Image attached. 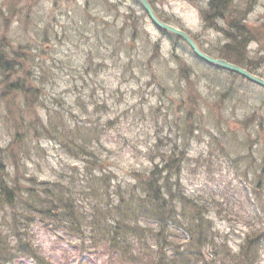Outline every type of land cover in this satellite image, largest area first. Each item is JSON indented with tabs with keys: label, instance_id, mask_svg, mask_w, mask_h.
<instances>
[{
	"label": "rangeland",
	"instance_id": "obj_1",
	"mask_svg": "<svg viewBox=\"0 0 264 264\" xmlns=\"http://www.w3.org/2000/svg\"><path fill=\"white\" fill-rule=\"evenodd\" d=\"M148 1L200 48L210 51L224 42L218 29L203 24L199 9L207 0ZM231 1L244 8L247 0ZM246 18L258 37L249 43L247 57L264 78V0H253ZM86 26L92 32L79 33ZM216 27L225 28L219 20ZM0 37V48L18 50L22 62L7 79L0 75V91L15 82L36 88L29 105L18 90L0 97V152L6 153V169L14 171L16 165L14 174L21 171L24 184H30L28 177L57 181L54 172L70 176L75 179L70 199L78 195V205H85L91 199L81 192L85 182L78 184L76 177H82L87 162L97 173L100 161L117 190L130 194L135 178L175 150L180 173L173 180L189 199L206 200L203 223L214 241L234 252L264 221L263 87L206 67L174 34L155 28L138 0H0ZM53 112L80 132L92 124L81 135L97 136L90 150L100 160L71 156L46 138L20 137L22 143L4 148L15 140L14 128ZM157 154L162 157L155 159ZM172 229L179 240L186 237L182 229ZM33 232L41 253L51 260L63 259L61 249L79 244L37 226ZM260 242L255 264H264V232ZM71 250L67 264L80 260L81 254ZM105 253L99 247L86 264H113Z\"/></svg>",
	"mask_w": 264,
	"mask_h": 264
},
{
	"label": "trees",
	"instance_id": "obj_2",
	"mask_svg": "<svg viewBox=\"0 0 264 264\" xmlns=\"http://www.w3.org/2000/svg\"><path fill=\"white\" fill-rule=\"evenodd\" d=\"M252 1L247 0L242 8V5H233L231 0H207L199 9L203 24L218 29L224 42L210 51L199 48L255 73L247 57L249 43L258 40L255 30L246 23ZM153 11L163 20L154 8ZM217 20L223 23L224 29L216 27ZM91 32L92 27L86 26L79 33L87 35ZM0 38L3 42V37ZM176 39L182 41L177 36ZM6 49L0 48V75L5 79L22 65L19 51L12 53ZM198 60L206 67L218 70V67ZM14 90L24 94L28 105L36 93V88L15 82L13 85L6 83L1 88L0 97L5 98ZM63 118V114L57 112H53V116L36 115L22 124L23 128H14L15 140L4 148L8 151L11 145L22 143L20 137L46 138L64 152H70L71 156H89L88 161L94 162L100 160L99 153L90 150L93 146L91 139L97 136L81 135L84 130L93 127L92 124L80 132L78 126L72 122L65 124ZM156 146L159 144L156 143ZM94 147L98 150L100 144ZM9 153L14 152L11 150ZM15 154L18 157L19 152ZM176 154L175 150L163 153L166 157L158 161V165L153 164L148 174L135 178L138 182L130 194L117 190L116 185L111 183L109 171L101 167L100 161L97 173L88 169L87 162L83 165L85 171L82 177H76V181L78 184L85 182L81 192L91 201L78 205V195L70 199L75 179L54 172L57 181H38L28 177L26 180L30 184H24L21 171L19 175L14 174L16 165L14 171L6 169V153L0 152V264H20L25 258L34 264H67L71 249L79 256L81 254L75 264H86L101 246L105 247V254L113 264H255L258 248L263 245L260 238L264 232V221L246 234L234 252L225 242L214 241L210 226L203 223L208 218L204 205L206 200L189 199L182 192L181 185L173 180L180 173ZM92 155L95 158H91ZM161 157L162 154H157L155 159ZM108 183H111L109 190ZM104 197H111L112 200ZM84 207L88 208L85 210ZM81 208L83 210H79ZM35 226L45 233L74 238L79 244L71 246L69 251L61 249L63 259L45 258L34 239ZM173 226L182 229L186 237L179 240L178 236L171 234Z\"/></svg>",
	"mask_w": 264,
	"mask_h": 264
},
{
	"label": "water",
	"instance_id": "obj_3",
	"mask_svg": "<svg viewBox=\"0 0 264 264\" xmlns=\"http://www.w3.org/2000/svg\"><path fill=\"white\" fill-rule=\"evenodd\" d=\"M138 1L141 4V6L143 7V9L145 10L148 19L150 20V22L155 27H157L160 30L167 31L169 33H172L174 35L179 36L191 48V50L195 56L204 60L205 62L209 63L210 65H213V66H216V67L237 73V74L243 76L244 78H246L247 80L264 87V79L263 78L255 75V74L250 73L246 69H244V68H242V67H240L234 63H230V62H228L224 59H221V58L212 57V56L206 54L205 52L201 51L197 47V45L195 44L193 39L185 31L177 28L176 26H173L169 23L163 22L160 19H158L157 16L154 14L151 6L147 2V0H138Z\"/></svg>",
	"mask_w": 264,
	"mask_h": 264
},
{
	"label": "bare ground",
	"instance_id": "obj_4",
	"mask_svg": "<svg viewBox=\"0 0 264 264\" xmlns=\"http://www.w3.org/2000/svg\"><path fill=\"white\" fill-rule=\"evenodd\" d=\"M215 57V56H214ZM215 58H220V57H215ZM221 59H223V58H221ZM225 60V59H224ZM204 61V60H203ZM227 61V60H226ZM205 62V61H204ZM229 62V61H228ZM205 63H207V62H205ZM230 63H232V62H230ZM207 64H209V63H207Z\"/></svg>",
	"mask_w": 264,
	"mask_h": 264
}]
</instances>
